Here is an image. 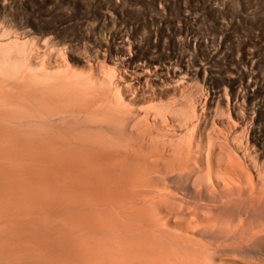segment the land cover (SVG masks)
I'll return each mask as SVG.
<instances>
[{"label": "bare ground", "instance_id": "bare-ground-1", "mask_svg": "<svg viewBox=\"0 0 264 264\" xmlns=\"http://www.w3.org/2000/svg\"><path fill=\"white\" fill-rule=\"evenodd\" d=\"M14 37L0 38V264H264V170L228 136L203 141L194 111L161 136L172 107L136 111L117 69L35 59Z\"/></svg>", "mask_w": 264, "mask_h": 264}, {"label": "rangeland", "instance_id": "rangeland-1", "mask_svg": "<svg viewBox=\"0 0 264 264\" xmlns=\"http://www.w3.org/2000/svg\"><path fill=\"white\" fill-rule=\"evenodd\" d=\"M12 34L35 59L117 69L136 111L172 107L161 136L194 111L203 141L217 130L264 170V0H0V38Z\"/></svg>", "mask_w": 264, "mask_h": 264}]
</instances>
